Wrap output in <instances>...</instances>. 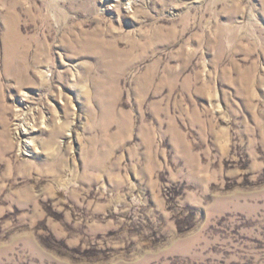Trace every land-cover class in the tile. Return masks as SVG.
I'll return each instance as SVG.
<instances>
[{
    "label": "rangeland",
    "instance_id": "rangeland-1",
    "mask_svg": "<svg viewBox=\"0 0 264 264\" xmlns=\"http://www.w3.org/2000/svg\"><path fill=\"white\" fill-rule=\"evenodd\" d=\"M0 264H264V0H0Z\"/></svg>",
    "mask_w": 264,
    "mask_h": 264
},
{
    "label": "bare ground",
    "instance_id": "bare-ground-1",
    "mask_svg": "<svg viewBox=\"0 0 264 264\" xmlns=\"http://www.w3.org/2000/svg\"><path fill=\"white\" fill-rule=\"evenodd\" d=\"M121 2H125V4H131V0H121ZM19 46V42L17 40H13L11 42L5 43L4 44V64L6 67V70H10V63L12 60L16 59L19 60V63L21 64V68L22 70H26V65L24 64L25 61V57H26V51L25 49H21V50H16V46ZM19 75L21 76L22 74L19 73ZM23 76V75H22ZM29 96V95H28ZM27 94L26 92H22L19 99L17 100L18 104L20 106H23L25 102H27ZM18 110V109H17ZM20 110V109H19ZM23 125V124H22ZM20 123L17 124V127H21L22 126ZM23 133L25 134L26 129L23 130ZM25 145L28 146L29 143L25 142Z\"/></svg>",
    "mask_w": 264,
    "mask_h": 264
}]
</instances>
